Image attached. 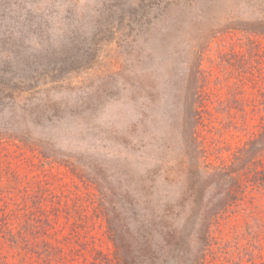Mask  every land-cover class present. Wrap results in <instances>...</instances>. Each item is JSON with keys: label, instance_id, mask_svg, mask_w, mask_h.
Listing matches in <instances>:
<instances>
[{"label": "rangeland", "instance_id": "rangeland-1", "mask_svg": "<svg viewBox=\"0 0 264 264\" xmlns=\"http://www.w3.org/2000/svg\"><path fill=\"white\" fill-rule=\"evenodd\" d=\"M250 2L0 0V126L38 144V158L19 163L38 182L49 177L52 201L45 204L59 209L50 218L61 246L92 259L81 242L108 251L109 222L136 228L129 204L108 190H131L124 181L117 188L116 176L132 180V189L154 182L147 198L158 211L177 204L189 174L181 132L191 115L185 95L192 93L183 90L184 81L199 65L206 76L199 84L217 92L228 73L223 55L246 52L253 34L242 27L261 16L262 5ZM208 107L218 114L217 103ZM209 115L193 127L204 148L195 164L231 170L247 135L225 130ZM180 163L181 175L166 173ZM184 210L194 215L174 222L185 240L182 252L165 264H264L263 188L210 221L191 204Z\"/></svg>", "mask_w": 264, "mask_h": 264}, {"label": "trees", "instance_id": "trees-1", "mask_svg": "<svg viewBox=\"0 0 264 264\" xmlns=\"http://www.w3.org/2000/svg\"><path fill=\"white\" fill-rule=\"evenodd\" d=\"M250 3L262 5L261 16L242 27L253 34L245 44L246 52L230 57L223 55V64L229 67L225 65L228 73L218 81L217 92L213 89L208 92L204 84H199L201 79L206 81L199 65L184 81L183 90L192 93L185 95L191 96L188 100L191 115L189 125L185 123L181 132L185 143L181 150L187 157L189 174L188 185L182 189L177 204L167 202L158 211L149 205L147 198L154 182L152 186L147 183L148 179L132 189V180L116 176L117 188L124 181L131 190L125 191V195L112 188L108 190L122 206L129 204L138 225L130 231L123 223L109 222L107 234L111 246L108 251L93 242H81L85 251L95 254L92 259L77 248L61 246L56 236L58 231L52 232L54 223L50 215L51 212L58 214L59 209L45 204L52 201L49 177L45 175V179L38 182V174H31L33 169L27 173L21 170V159L38 158V144L28 136L10 134L5 126H0V264H165L170 254L182 252L185 240L174 222L180 217L192 218V212L183 215L186 204L198 207L197 217L210 221L224 216L234 203L240 205L246 201L249 192L264 189V0ZM223 88L227 89L226 94L221 92ZM208 103H217L218 114L211 113ZM208 115L225 130L247 135L248 139L234 153L231 170L226 171L224 167L206 170L195 164L199 149L204 152V148H201L202 133L193 127L204 124ZM42 156L46 157L44 153ZM180 166L178 171H170L174 168L165 171L176 178L181 175L179 171H185L181 163ZM167 178L168 183L173 181ZM214 186H219L220 190L214 191ZM134 191L138 195H134ZM106 196L110 199L109 193ZM254 198L251 197V203ZM137 205L139 212L135 210ZM212 222L207 226V233ZM80 256H84L83 259H79Z\"/></svg>", "mask_w": 264, "mask_h": 264}]
</instances>
